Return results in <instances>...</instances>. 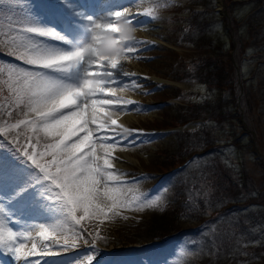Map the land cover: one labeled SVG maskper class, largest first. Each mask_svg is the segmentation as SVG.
I'll return each mask as SVG.
<instances>
[{"label": "snow or ice", "instance_id": "1", "mask_svg": "<svg viewBox=\"0 0 264 264\" xmlns=\"http://www.w3.org/2000/svg\"><path fill=\"white\" fill-rule=\"evenodd\" d=\"M9 3L21 6L20 0ZM106 3L102 0V5ZM3 4L0 0V8ZM157 7L91 12L83 3L56 0L40 12L30 10L7 23L0 13V50L24 65H0V95L7 101L0 103V111L15 119L0 127V135L18 145L27 133L24 147L9 151L19 154L23 164L30 162L31 168L21 172L0 156V264H8L5 256L16 264H40L31 258L51 255L53 244L67 250L83 241L95 251L104 237L98 230L93 236L85 222L103 223L119 216L121 209L163 210L161 195L141 192L129 199L132 188L114 163L117 146H134V137L143 133L123 126L125 136L115 129L111 136L105 132L117 124L113 114L135 107L117 91L140 87L131 79L135 73L124 71L123 62L138 53L142 42L121 38L122 34L145 27L147 21L140 16L154 21ZM202 127L195 125L193 134ZM17 213L41 219L18 231ZM92 259L85 257L88 262ZM76 264L84 261L78 259Z\"/></svg>", "mask_w": 264, "mask_h": 264}, {"label": "rangeland", "instance_id": "2", "mask_svg": "<svg viewBox=\"0 0 264 264\" xmlns=\"http://www.w3.org/2000/svg\"><path fill=\"white\" fill-rule=\"evenodd\" d=\"M52 1L53 3L56 2V0ZM139 1H142V5L147 7L158 5L155 23H148L147 28H150V26L154 24L158 25L159 28L154 26L156 36H145L143 38L144 43L141 45L143 47L140 48L137 45L139 48L138 53L134 54L131 59L123 62L124 71L129 72L132 69L129 73L143 72L145 74H154L160 79H164L166 85L162 88H154V84L147 86L143 83L145 84L143 86L139 83V88L133 89L129 87L124 91H117V95L128 96L126 98H130L134 103L139 101L138 105H140V107H132L129 109V112L126 114V118L123 119L121 125L128 129H145L153 132H151L149 136L141 134L136 135L134 137V146H125L123 148L117 146L116 151L117 149L126 151V155L123 154V158H119L116 153H113V155H116L114 156L116 159H120L118 162L121 167L119 166L118 170L119 172L126 174L123 179L127 180L128 186L132 188V191L128 192L129 199L142 192L149 197L161 195L165 203L163 204V210L145 209L144 211H132L130 209H121L119 216L106 218L103 223H100L99 220H94L87 221L85 224L88 230L92 232L93 236L98 230L100 235L104 237L103 240L99 241L100 244L114 253L112 256L104 258L100 264H188L189 261L191 262L190 258H194L198 255L197 251L203 249V252L206 250L207 243L216 246L215 243L223 238L222 236L225 232H223V235L221 233L216 234L214 238L211 234L212 229H215L214 224H216V221H220L222 218L211 219L210 225L207 224L208 221L201 224L193 221L190 230L184 233L180 232V234L165 241L161 246H155L154 243L150 245V242H154L156 238L172 235L174 233L173 230H169V232L164 225H161L162 218L174 216V212L180 209L184 211L183 219L189 218V215L192 213L191 209L184 205L183 202L185 200L188 202L191 201V195L195 192L194 190L192 193L193 190L191 189V185L195 182V177H199L204 172V168L208 166H205L203 161L199 160L196 164L197 169L195 173H193L194 175L191 179H184V175L181 174L166 179L162 178L161 175H157L156 170L160 169V166L163 164L162 162H164V164L167 163L163 157H172L170 154L175 151V145L176 143H179V140L173 136L171 137L169 131L156 129L176 125L177 120L180 117L179 113L182 110L181 108L187 107V104H190L193 101L202 103L209 98L214 99L215 101L213 103L218 104L219 102L220 105L217 117L219 118L218 120L221 121V125L213 123L215 121L212 119L215 116H213L211 111V115L204 116H206V118L209 117L210 122L211 120L212 122L204 127L209 126L210 128H213L212 134L221 149L218 151L219 155L212 154L213 157H208V161L211 162V164L215 163V165H222L223 173L227 171L225 166L228 168L231 167V169L238 173V175H244L245 171L247 184H249L248 182H254L255 184L260 183V180L264 178V113L261 110L262 103L259 99H263L264 89L258 86V78H252V73L254 69H260L258 67L259 63L264 66V55L262 53H256L250 49H245L239 53L241 45L239 37H243V35H246V32H250V30L247 28L245 29V26H242L237 30L236 26L238 23L234 18L240 20L241 18L246 17L247 14H250L249 12H251L250 10L252 8L258 12V17H263L264 0H260L258 4H256V2L253 4L250 3V5L246 4L247 6L245 8L236 7L233 15L230 11L227 12L226 7H222L223 11H221V4L217 3L218 0H216V3L214 0V4L212 0H199L202 3L197 4V6H193V4L189 5L190 8L194 7L201 12L192 20V29H198V27L203 26L201 28L202 31L207 28V30H214L223 35H219L218 37H208L207 32L204 33V41H202V44L213 45L214 51L208 50L207 46H204L203 49L201 48L200 51H196L193 46L181 42L185 34L190 32V29H188L187 24L183 21H178L176 26L173 27V20L170 13L174 10H182L180 13L186 12L187 8L184 6L183 1ZM247 1L251 2L253 0ZM38 2L39 0H20L21 6L18 8L14 4H10L9 0H4L3 7L0 8V13H2L5 22L7 23L10 18L22 17L30 10L38 12ZM211 3L212 8H216L214 10L216 15L210 13L209 8ZM217 10H220V12H217ZM208 13L211 16V20L208 18ZM186 15H188L187 12ZM238 22L240 24V21ZM174 28H176L175 31L173 30ZM134 30H140L143 32V30L137 28ZM192 32L195 31L192 30ZM259 35L260 37H264V29L262 32H259ZM48 42L52 44V41ZM219 43L223 45V54H228L223 60L226 62L227 66L232 65L233 76L241 81L242 85L245 84V87L249 89L248 91L250 95L248 94L247 96L248 100L245 101L243 98L242 105L240 104L243 107L247 101H249L248 103L250 106L252 103V108H248L245 111V114H238L239 111L236 100H238V93L241 92L239 83H236L235 92L230 96L228 92H224L223 94L218 91L210 92L207 90L206 86L201 85L200 82L197 83L192 80L184 82L182 79H179V76L183 75L184 67H187V65L190 66V64L206 65V69L214 68L213 61H218L215 55L218 53ZM12 58L14 57H8V55L3 54V50H0V65L13 63L24 66L20 61ZM239 60L240 63H238ZM210 62L212 63L210 64ZM132 78L133 77H131V79ZM250 78H252V80H250ZM123 79L124 77L121 78L122 81ZM125 80V83H130L128 77H125ZM249 85H252L254 88H250ZM122 86L123 85H121V87ZM177 87H179V89H177ZM175 90H180L186 95L179 99H175ZM252 90L256 91L251 92ZM154 95H156V97H154ZM163 98L167 99L165 100ZM0 103H7L2 95H0ZM114 115L115 117H121L123 114L122 112H119ZM224 115L228 117L225 120H223ZM8 123H14V118H10L6 112L0 111V127H6ZM91 127L95 128V125H91ZM193 127L194 125H190L189 127H186L185 130L192 131ZM111 129H115L121 134V136L127 135L126 133H123V131H119L122 130L120 127L117 130L111 126L110 129L105 130L106 134L109 136L112 135ZM26 135L27 133L20 138L18 145L10 144V146L13 148H23L26 143ZM11 138V136L8 137L9 140ZM140 138H142V142L137 141ZM0 140V152L2 150H7V145L9 144L8 140H5L2 135H0ZM198 140H200V138H198ZM239 147H242V149H237ZM11 155L12 157L6 158L12 162L16 159L17 164L20 163V161L22 162L19 154H14V152H12ZM181 155L182 154H180V156ZM0 156L4 155H1L0 153ZM164 164L162 165L163 168L166 167ZM26 166H30V162ZM190 166L192 167V165ZM214 170L219 171V168ZM26 178L28 177L26 176ZM190 189L192 191H190ZM214 189L217 193V190L220 188L215 186L214 188L208 187L204 189L203 192L206 191V202H209L212 199ZM255 192L256 191L254 190V194H257ZM254 194L251 192L244 194L243 196L247 199L246 201L251 202V200L255 199ZM263 208L264 207L257 206L248 208L246 210L248 214L246 211H242V216L249 215L252 217L251 214L253 213V210L258 214L257 219L261 225L255 228L252 227V233L248 232L247 236V241L250 244H253L254 247L260 243H264ZM124 217H127V219ZM247 220L252 222V218H248ZM183 222L186 221L183 220ZM30 224H34L33 221H29L27 226ZM27 226H24L23 229L19 228L18 231L25 230ZM169 227H171V225L167 224V228ZM154 234L155 236L156 234L161 236L155 237ZM225 239L228 240L227 235L225 236ZM212 241H214V243H212ZM83 245L84 243L81 241L76 249L82 251ZM71 249L72 248H68L65 250L53 244L49 248V251L52 254L41 258L42 260L47 261L52 257V262L56 260L61 261H56L55 264H67L64 260L66 258H64L63 254ZM256 249L258 251L261 249L262 252H259L261 254L264 253V246ZM83 255L84 258L74 256L76 259L75 261L78 259H83L82 261H85V257L90 254L85 253ZM97 255L96 251L95 254H91L93 257L92 261ZM250 255L254 256L255 252L250 251L247 255L242 253V257L239 258V264H250V261L248 260ZM86 262V264H90V262Z\"/></svg>", "mask_w": 264, "mask_h": 264}, {"label": "trees", "instance_id": "3", "mask_svg": "<svg viewBox=\"0 0 264 264\" xmlns=\"http://www.w3.org/2000/svg\"><path fill=\"white\" fill-rule=\"evenodd\" d=\"M228 4V9L232 8L234 6L233 0H227ZM226 2V3H227ZM249 2V1H248ZM258 4L260 0H253L249 2V4L255 3ZM255 4V5H256ZM250 14H248V17L244 23L245 29H249L250 32H246V35L244 34L243 37L240 38V51L241 53L245 49H250L252 51H255L256 53H262L264 54V37L259 35V32H262L264 29V16L263 17H258V12L254 10L253 8L250 10ZM238 27V25H237ZM241 27V26H240ZM243 33V32H241ZM222 44L219 43L218 46V53L215 55L218 59V61H214V68L210 69L209 72L203 73V78L205 79V82L208 81V84L210 86H215L217 89L224 92H229L231 95H233L234 90L236 89V83L237 79L233 76V70H232V65H228L227 67L219 70L217 62H219L220 56L222 55L223 57L227 56L226 54H223L221 48ZM213 50V46L211 45ZM240 63V60L238 61ZM211 64V62H210ZM264 67L263 65L260 64L259 68L260 69H255V74L252 75V78L257 80L258 86L262 89H264ZM216 72H218L216 74ZM251 84V83H250ZM242 85V84H241ZM250 88H254L252 85H249ZM242 93H244L242 96L244 97L243 100H248V94L249 89L245 87V84L242 85ZM255 92L256 90H252L251 92ZM259 101L262 103L261 110L264 113V97L263 99H259ZM247 101L245 103L246 109L252 108V103L251 106ZM220 105H216V109L213 108L211 105H202V106H194L193 108H186L180 111L179 115L180 117L178 118L179 122L183 121L186 119L188 116L191 117H199L203 116L205 113L207 114H212L213 116L217 117V111H219ZM214 109V110H212ZM212 111V113H211ZM225 117V116H224ZM219 121V120H218ZM200 137H198V134H185L184 136L186 137V145H183V148L180 150L179 153L186 154V155H191L195 154L197 148L199 150L206 149L207 147L212 146V142L214 139H212V134L209 135L208 132H204L202 135L199 134ZM200 138V140H198ZM215 162V161H214ZM213 162V163H214ZM208 165V171H204L198 179L195 180V182L191 185V189L193 190L192 193L195 192L191 195V201L188 202L185 200L184 205H186L188 208L191 209V214L192 217L195 219H198L200 221L206 222L210 221L211 219H217V213L220 212L221 214L224 213L225 209L221 206L219 207L222 203H224L226 200L233 199H241L244 194L251 193L254 190L256 191L254 194V200H251V202L258 204L257 207H264V182L261 180L260 184H255L254 182L251 183V187H254V185H257V189H252L248 190L246 192H242L241 189H239V185H246L247 187V178H246V173L244 171V175H241L240 177L235 176L232 173V171H225L224 173L222 172V165L219 164H211V163H206ZM213 170L211 171L209 169ZM219 168V171H216L214 169ZM207 173V174H206ZM189 175H192L193 172H189ZM192 177L188 176L187 179H191ZM219 187L220 189L217 190V193L214 192L212 194V199L209 202L205 201V192L204 189L206 188H214V187ZM225 190V191H224ZM224 191V192H223ZM208 197V196H207ZM263 199V200H262ZM226 205V204H225ZM188 212V211H187ZM174 216H168L166 218H162L161 220V225L165 226L166 229L173 230L174 232L186 229L188 228L187 223L188 222H183V217H184V211L183 210H178L174 212ZM227 214V212L225 213ZM189 220V219H188ZM187 220V221H188ZM225 225L230 226L228 223L225 221L223 222ZM167 224H170L171 227L167 228ZM227 231V234H230L228 232H231L230 229L225 228ZM170 232V231H169ZM226 234V235H227ZM157 235V234H156ZM155 236V234H154ZM229 236V235H227ZM225 238V237H224ZM229 240V241H228ZM225 241V246L226 248L219 249L217 252L214 249H211L209 245H207L206 250L203 251L200 255H197L196 257L193 258V264H239L237 262L238 257L240 253L238 252V247L239 245L235 242L231 243L230 241H234L233 238L228 239ZM229 246V247H228ZM217 249V248H216ZM254 264V263H253ZM258 264V263H256Z\"/></svg>", "mask_w": 264, "mask_h": 264}, {"label": "bare ground", "instance_id": "4", "mask_svg": "<svg viewBox=\"0 0 264 264\" xmlns=\"http://www.w3.org/2000/svg\"><path fill=\"white\" fill-rule=\"evenodd\" d=\"M117 2V3H116ZM113 4H117V5H113ZM120 4H121V0H115V1H112L111 2V0H107V3L106 4H103L102 5V1H101V6H104L105 8H107L108 6H110V8L111 7H117V6H120ZM137 7V9L138 10H140V12H142L143 10L139 7V6H136ZM94 12H96V11H94ZM139 19L141 20V21H143V18L140 16L139 17ZM155 32V31H154ZM134 33V32H133ZM132 33V34H133ZM146 34H149V33H153L152 31H146L145 32ZM123 99L124 100H128V98H126V96L125 97H123ZM131 108V106H129V108L128 109H130ZM128 109H125V110H123V111H121V112H123V113H125V112H127L128 111ZM125 118V116L123 117V115H122V117H119V116H116L115 117V115L113 114V119H116L117 120V124L116 125H111V126H113L114 128H116V129H119V127L120 126H122L121 125V123H122V121H123V119ZM105 119H106V117H105ZM121 129H122V127H120ZM114 153H116L117 155H118V157L119 158H123V154H125L126 155V152H122V151H118V149H117V152H115L114 151ZM114 156H116V155H114ZM115 159L114 160V163H115V166H116V169H118L119 168V166H120V164H119V162L118 161H120V159ZM121 167V166H120ZM27 216H29V215H23V216H21L19 213H17V219L18 218H21V221H27L28 219H32V218H26L25 219V217H27ZM41 218H39V220H40ZM27 225V223L25 222L22 226H26ZM15 228H16V230H18L17 228H19V224H15ZM8 259V258H10L9 256H5L3 259ZM33 261L34 260H36V258H31ZM69 262L70 261H72L73 260V258H68L67 259ZM48 262V261H47ZM87 262L86 261H84V264H86ZM14 264H16V262L14 263ZM46 264V263H45ZM67 264H76V263H74V262H71V263H67Z\"/></svg>", "mask_w": 264, "mask_h": 264}, {"label": "clouds", "instance_id": "5", "mask_svg": "<svg viewBox=\"0 0 264 264\" xmlns=\"http://www.w3.org/2000/svg\"><path fill=\"white\" fill-rule=\"evenodd\" d=\"M127 28V26H125ZM135 30L134 29H127L126 33L122 34V37L121 38H125V37H128V38H131L133 37L132 36V33L134 32ZM111 38H107V41L106 42H110Z\"/></svg>", "mask_w": 264, "mask_h": 264}]
</instances>
